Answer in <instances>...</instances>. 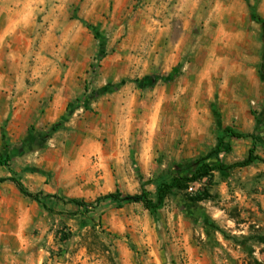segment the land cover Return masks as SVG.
<instances>
[{
    "label": "rangeland",
    "instance_id": "rangeland-1",
    "mask_svg": "<svg viewBox=\"0 0 264 264\" xmlns=\"http://www.w3.org/2000/svg\"><path fill=\"white\" fill-rule=\"evenodd\" d=\"M227 127L254 138L209 157ZM253 146L264 158V0H0V176L44 202L0 184V264H264V164L229 168ZM201 162L204 201L69 202L156 200Z\"/></svg>",
    "mask_w": 264,
    "mask_h": 264
},
{
    "label": "trees",
    "instance_id": "trees-1",
    "mask_svg": "<svg viewBox=\"0 0 264 264\" xmlns=\"http://www.w3.org/2000/svg\"><path fill=\"white\" fill-rule=\"evenodd\" d=\"M85 26L93 30L92 27L85 21H83ZM132 82H135L138 84L141 88L150 87L152 88L154 83L153 80L150 77H146L145 79H136ZM69 112V108H68ZM232 136L233 138L237 139H245V138H254L252 135H245L242 133H237L232 127H227L225 129L224 136L220 138L216 144V146L211 150V152L208 154L209 157L219 156L222 153H229L232 151V147L230 143L226 142V137ZM6 138V135H3V139ZM206 159H203L205 161ZM11 161L10 156H0V168L5 166L7 162ZM257 163H263L264 164V158L260 157L256 153V148L253 146L248 153V156L234 164H232L229 168L231 169H245L249 168ZM216 167H212L208 163L201 162L198 168L195 170L193 175L191 177H181V176H174L169 182L161 185L158 188L157 192V198L156 200H153L150 198V195L147 191H142L138 195H123L119 190H117L115 193H110L105 196H102L97 199L95 203H83L81 201L72 199L69 202L78 206L86 207V208H95L94 204H100L101 202L110 200L117 205L120 206V208L125 204H133V203H141L144 205V207L153 212L157 213L158 210L164 206L167 198L172 195L174 192H188L189 188L194 183L202 182L205 179H209L212 176V172L216 171ZM11 182L15 185L17 190L26 198L39 203L44 206L43 202V194L42 193H33L29 191V189L23 184V182L18 177H11V178H2L0 177V184ZM209 190H204V193H200L197 195L196 193L194 196L196 198L194 200L196 201H204L208 198H212L211 195H209ZM69 239V236H68ZM261 243L264 245V238L261 239Z\"/></svg>",
    "mask_w": 264,
    "mask_h": 264
},
{
    "label": "built area",
    "instance_id": "built-area-1",
    "mask_svg": "<svg viewBox=\"0 0 264 264\" xmlns=\"http://www.w3.org/2000/svg\"><path fill=\"white\" fill-rule=\"evenodd\" d=\"M188 192H190L191 194L195 193V189L193 186H191L188 190Z\"/></svg>",
    "mask_w": 264,
    "mask_h": 264
},
{
    "label": "crops",
    "instance_id": "crops-1",
    "mask_svg": "<svg viewBox=\"0 0 264 264\" xmlns=\"http://www.w3.org/2000/svg\"><path fill=\"white\" fill-rule=\"evenodd\" d=\"M1 177V176H0Z\"/></svg>",
    "mask_w": 264,
    "mask_h": 264
}]
</instances>
